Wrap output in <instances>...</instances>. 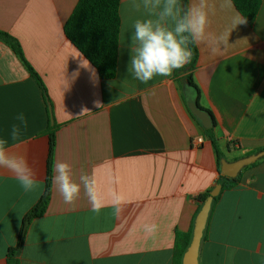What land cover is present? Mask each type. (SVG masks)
Instances as JSON below:
<instances>
[{
  "label": "crops",
  "instance_id": "obj_1",
  "mask_svg": "<svg viewBox=\"0 0 264 264\" xmlns=\"http://www.w3.org/2000/svg\"><path fill=\"white\" fill-rule=\"evenodd\" d=\"M76 2L0 0V31L18 41L49 100L48 106L24 63L0 39V137H9L17 115H25L22 142H10L11 151L26 157L38 181L34 191L25 192L13 174L0 169V264H7L21 219L44 190L50 118L57 125L50 199L27 227L19 264H173L175 245L184 242L180 235L190 232L191 242L203 204L198 195L222 175L211 140L186 105V99L197 98L196 89L185 80L179 86L177 79L192 77L199 103L213 116L221 157L234 160L264 150V0L251 25L231 31L227 46L213 52L208 42L195 44L192 70L157 76L146 85L128 73L131 31L120 43L122 27L131 30L143 16H126L120 0L116 75L103 80L64 34ZM195 2L187 0V8ZM208 3L206 31L212 36L226 34L233 17L242 16L232 1L231 8L221 7L223 0ZM199 135L204 141L195 147ZM61 161L71 165L75 182L81 174L95 179L105 202L99 214L91 210L83 185L74 204L64 202L54 182ZM113 192L124 200L119 216L113 215ZM153 223L156 233L146 235L143 225ZM197 260L264 264V156L212 199Z\"/></svg>",
  "mask_w": 264,
  "mask_h": 264
},
{
  "label": "clouds",
  "instance_id": "obj_2",
  "mask_svg": "<svg viewBox=\"0 0 264 264\" xmlns=\"http://www.w3.org/2000/svg\"><path fill=\"white\" fill-rule=\"evenodd\" d=\"M221 7L231 8V0H223ZM208 9V0H196L190 8H185L181 0H125L122 12L126 16L136 13L143 16L134 20L131 30L127 26L121 29V44L125 42V33L131 31L129 75L146 85L157 76L170 77L174 70L189 64L193 57L190 45L208 42L213 52L227 46L231 31L246 23V18L234 16L226 34L212 36L206 31L211 24ZM16 120L19 123L12 125L9 137H0V169L13 174L22 189L31 192L38 184L36 172L24 155L11 151V143L22 142L28 122L23 113L18 114ZM55 173L54 182L65 203L74 204L83 185L91 210L99 214L105 207L92 176L81 174L77 183L72 178L71 165L62 161L55 164ZM123 203V197L113 192V215L122 214ZM143 230L146 235H153L157 225L145 224Z\"/></svg>",
  "mask_w": 264,
  "mask_h": 264
},
{
  "label": "trees",
  "instance_id": "obj_3",
  "mask_svg": "<svg viewBox=\"0 0 264 264\" xmlns=\"http://www.w3.org/2000/svg\"><path fill=\"white\" fill-rule=\"evenodd\" d=\"M240 14L246 18V22L251 25L258 13L261 0H231ZM181 3L187 8V0H181ZM120 0H77L69 17L63 25V31L66 37L78 48V50L91 62L96 68L98 75L103 80L112 79L116 75L117 59H118V39L120 33ZM0 39L4 41L21 59L30 75L36 80L44 99L48 103L46 87L41 77L25 60L22 49L18 41L8 33L0 31ZM193 51V57L189 64L184 68L174 70L173 74L185 70H192L197 60V47L190 45ZM178 85L181 86L182 81H187L190 86L196 89L197 104L202 109L210 111L199 103V91L192 77L186 75L183 79H177ZM212 116V114L210 113ZM213 119V116H212ZM214 122V119H213ZM57 125L48 123L44 133L48 136V155L46 160V176L44 190L37 201L24 213L17 236L16 242L7 249V264H19L17 253L21 248L24 236L29 223L36 217L42 215L46 211L51 189H52V173H53V156L55 146V132ZM207 138L211 140L216 155V163L219 167L222 153L217 147L215 137L212 135L213 128H203ZM261 150V149H258ZM239 175L235 178H228L220 175L217 182L221 184L220 192L229 189L237 184ZM211 189L198 195V199L203 203L209 195ZM184 242L180 245L176 243L173 257V264H181L182 254L188 247L191 238L188 234H181Z\"/></svg>",
  "mask_w": 264,
  "mask_h": 264
},
{
  "label": "water",
  "instance_id": "obj_4",
  "mask_svg": "<svg viewBox=\"0 0 264 264\" xmlns=\"http://www.w3.org/2000/svg\"><path fill=\"white\" fill-rule=\"evenodd\" d=\"M188 86L189 83L185 82ZM184 89V85L182 86ZM185 94V93H184ZM186 105L192 114V116L196 119V121L201 125L203 128H211L214 125L212 116L210 113L202 109L198 106L196 97L192 99H186ZM51 124L53 123L52 118H50ZM264 156V150L256 151L254 153L238 157L234 160H228L226 158H220V172L223 176L228 178H235L239 175L240 171L254 163L256 160L262 158ZM221 188L220 183H216L214 187L209 191V195L206 200L203 202L202 207L200 208L199 212L195 217L194 228H193V236L191 242L186 249L182 264H198L197 254L199 249V243L202 237V232L206 223V219L208 216V212L211 206L212 199L218 195Z\"/></svg>",
  "mask_w": 264,
  "mask_h": 264
},
{
  "label": "built area",
  "instance_id": "obj_5",
  "mask_svg": "<svg viewBox=\"0 0 264 264\" xmlns=\"http://www.w3.org/2000/svg\"><path fill=\"white\" fill-rule=\"evenodd\" d=\"M203 141H204L203 136L199 135L192 141V144L195 147H200L202 145Z\"/></svg>",
  "mask_w": 264,
  "mask_h": 264
},
{
  "label": "rangeland",
  "instance_id": "obj_6",
  "mask_svg": "<svg viewBox=\"0 0 264 264\" xmlns=\"http://www.w3.org/2000/svg\"><path fill=\"white\" fill-rule=\"evenodd\" d=\"M221 152V151H220ZM222 153V152H221ZM222 156H224V154L222 155Z\"/></svg>",
  "mask_w": 264,
  "mask_h": 264
}]
</instances>
